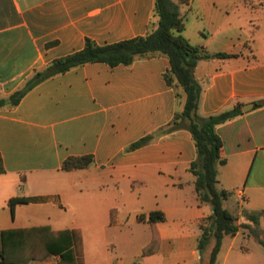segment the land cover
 <instances>
[{"label":"crops","instance_id":"0c3cea01","mask_svg":"<svg viewBox=\"0 0 264 264\" xmlns=\"http://www.w3.org/2000/svg\"><path fill=\"white\" fill-rule=\"evenodd\" d=\"M175 1L185 18L184 36L212 55L194 70L202 86L199 114L241 108L216 130L226 159L220 185L234 192L238 208L230 210L248 227L225 237L217 264H264V104L258 105L264 100V0ZM154 8L155 0H0V99L35 70L82 49L88 38L108 45L144 36ZM219 52L235 56L215 57ZM170 68L165 55L129 65L87 63L2 108L0 231L79 229L84 264L207 261L214 242L201 250L199 239L213 210L200 204L189 170L197 156L191 132L175 130L129 150L182 108L165 79ZM85 155L94 156L90 167L62 168L67 158ZM240 191L245 198L239 201ZM19 197L26 201L11 206ZM153 210L165 214L158 223L161 241L157 251L144 254ZM118 246L135 248L134 254L114 253ZM60 259L52 254L28 264Z\"/></svg>","mask_w":264,"mask_h":264},{"label":"trees","instance_id":"16d2710c","mask_svg":"<svg viewBox=\"0 0 264 264\" xmlns=\"http://www.w3.org/2000/svg\"><path fill=\"white\" fill-rule=\"evenodd\" d=\"M186 1V0H182ZM186 27L180 5L175 0H155V8L148 31L144 36L122 40L113 44L99 45L87 39L85 46L66 56L54 59L47 66L37 69L24 85L8 97L0 99V110L7 106H17L23 97L36 85L75 67L103 62L111 66L129 65L139 58L165 55L170 59L171 68L165 73L167 84L174 88L177 98L183 102L182 108L175 112L173 119L155 133L149 134L129 146L137 149L149 143L154 137L179 129L191 132L196 145L197 156L189 170L195 175V190L200 204H209L212 214L201 224L202 234L199 248L202 250L213 241L210 257L200 264H217L223 240L235 236L246 224H238V218L226 206L232 191L221 187L219 166L226 163L222 157L223 140L216 127L241 113L236 107L216 115L202 116L199 104L202 86L195 77V67L199 61L212 55L203 47L193 45L183 34ZM235 54L219 52L215 57L229 58ZM264 104V100L258 105ZM94 163L93 155L71 156L62 165L64 170L88 168ZM5 172L0 154V173ZM26 201L13 198L15 202ZM258 222V216L250 215ZM165 220L161 210H153L148 215L153 237L144 248V254L158 250L161 241L158 223ZM263 242V241H262ZM264 243V242H263ZM52 254L60 255L59 264H84L82 231L79 229L53 230L48 226L0 231V264H28L32 260L44 259Z\"/></svg>","mask_w":264,"mask_h":264},{"label":"rangeland","instance_id":"374dc122","mask_svg":"<svg viewBox=\"0 0 264 264\" xmlns=\"http://www.w3.org/2000/svg\"><path fill=\"white\" fill-rule=\"evenodd\" d=\"M187 34H193V31H192V25L189 23L188 24V30H187ZM243 184H239V187H243L242 186ZM236 189V188H235ZM233 192V191H232ZM241 193V192H240ZM240 198H238V200L240 201V200H244V198H245V194L243 195V194H240ZM247 204V203H246ZM226 206L229 208V209H231V210H235V209H237L238 208V201H237V198H236V196H235V194H234V192L232 193V195L230 196V198L228 199V204H227V202H226ZM247 234V233H246ZM248 235V234H247ZM260 241H263L264 242V233H260ZM249 241L251 242V243H255V240L253 239V238H251V239H249ZM133 250H135V248H131V247H128V246H124V247H121V246H118V248L116 249H113L112 251L114 252V253H125V254H128V255H133L134 254V251Z\"/></svg>","mask_w":264,"mask_h":264},{"label":"built area","instance_id":"2783aa9c","mask_svg":"<svg viewBox=\"0 0 264 264\" xmlns=\"http://www.w3.org/2000/svg\"><path fill=\"white\" fill-rule=\"evenodd\" d=\"M240 192H241V193H240ZM240 192H239V194H243V195H244L243 191H240Z\"/></svg>","mask_w":264,"mask_h":264}]
</instances>
